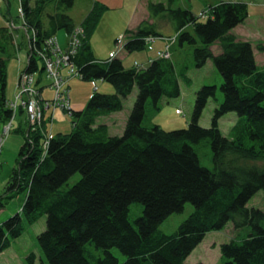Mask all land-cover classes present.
I'll use <instances>...</instances> for the list:
<instances>
[{"label":"trees","instance_id":"trees-1","mask_svg":"<svg viewBox=\"0 0 264 264\" xmlns=\"http://www.w3.org/2000/svg\"><path fill=\"white\" fill-rule=\"evenodd\" d=\"M177 1L146 0L152 18L171 21L180 47L193 46L194 65L203 67L212 59L223 76L224 98L209 127L199 119L209 99L217 98V85L197 90L187 127L145 125L149 105L159 109L163 97L180 96V75L190 80L189 66L179 71L172 57L162 55L130 66L119 55L98 58L91 41L110 8L100 0H93L79 23L69 13L76 0H20L25 42L17 40L11 25L17 19L11 16L0 26V125L14 113L7 96L10 59L25 48L23 71L43 73L45 56H53L49 41L61 29L70 37L77 26L83 28L69 59L77 75L109 81L116 89H95L81 110L71 107V130L54 131L46 149V116L40 128L27 121L17 164L0 194V209L14 192L25 190L26 197L17 213L0 222V252L22 235L27 223L46 215V228L38 235L40 264H184L209 231L233 221L236 229L250 226L251 231L240 241L220 245L222 264H264V208L248 206L256 192L264 190V66L258 64L252 43L233 31L249 16V5L220 1L201 19L189 7L176 6ZM125 35L123 50L129 54L145 50L149 38L164 36L155 20L143 21ZM67 42L59 43L65 48ZM216 43L218 53L212 48ZM64 68L69 67L61 70L67 76ZM136 86L124 132L112 134L98 118L122 110ZM231 111L238 116L225 135L220 118ZM208 145L212 168L201 163L200 151ZM78 172L80 178L64 187ZM134 202L144 206L135 223L130 219ZM187 202L194 204L193 212L175 232H164L162 222L183 211ZM113 248L126 256L123 262ZM26 258L22 264H36L38 256L30 252Z\"/></svg>","mask_w":264,"mask_h":264},{"label":"rangeland","instance_id":"rangeland-1","mask_svg":"<svg viewBox=\"0 0 264 264\" xmlns=\"http://www.w3.org/2000/svg\"><path fill=\"white\" fill-rule=\"evenodd\" d=\"M138 1L139 0H106V3L110 5V8L105 12L104 16L102 17L91 41L93 44V50L99 58H106L110 49L114 48L118 50L119 48H122L121 45H123L122 43L125 40L126 35L122 37V41H120V43L118 44L115 42V40L119 37V34L121 32L127 31L129 16L133 10V7L135 6V3H137ZM152 1L158 2L162 0ZM220 1L227 0H178L175 5L189 7L194 11V13L201 15V19H205L207 17V14H204L207 12V8L209 9L211 4H215ZM243 1L250 3L248 4L249 11H252L253 13H249L250 15L248 17L251 18L248 19L247 17L245 21L237 28L235 34H237L239 38H241L240 36L243 35V38L241 39L249 40L253 45L255 53L256 50L261 51L264 48V44L262 41L264 39L260 36V27L262 26V24L260 23V20H257V18L264 15V8L259 7V5H257L261 0ZM92 4L93 0H76L75 5L69 10V13L72 15L74 20L79 23L84 17V15L90 10ZM8 10L11 16L17 19L16 22L15 20H13L12 23H20V0H9V5L6 0H0V19H2L3 21H6L5 15H9V13L7 12ZM145 15L146 18L144 19V21L150 20L152 22L155 20V22H157V25L159 26V29L164 34V36L161 37H163L167 41V44L164 46V48L158 50V52H164L165 55H167L166 57H172L179 71H181L183 65H188L189 68L187 70V75L190 78V80H188L187 78H185V76L180 75V84L182 89L180 96L172 98L163 97L160 102L159 109H155L151 105L148 106L147 116L144 120L145 125L151 126L154 124H160L164 129L167 130H175L187 127L192 119L197 90L203 85H217V98L209 99L199 119L200 125L209 127L212 123V116L215 107L218 105V103L223 101L224 98L223 91L221 89V84L223 82L222 74L220 73L219 69L216 67L212 59H209L203 67H197L196 65H194V56L192 49L193 46H190L189 44H186L184 47L179 46L178 34L175 31L171 21L166 18H161V16L152 18L149 9L148 13ZM12 26L13 28H15V25ZM170 30H174V32L172 31L173 34L168 35ZM57 36V40L63 46L66 44V39L67 41L69 40L65 29L59 30ZM157 38L158 39L155 40L156 42H154L158 45V43H160L162 39L160 37ZM150 46V44L147 45L146 50L149 49ZM212 48L215 53H218L220 46L218 43H216L213 45ZM118 51L119 52L116 54V56L119 55L122 57L127 53L123 50V48ZM143 51L144 50L136 51L132 53L129 58L125 57V64L128 66L132 65L131 61L134 58L133 55H139ZM157 55H159V53ZM260 59L263 60L262 58ZM136 61H134V63H136ZM19 64L20 61L16 57H13L9 61V94H12L14 96V94L16 93V96L20 93L21 96L26 97L20 87L22 83L19 84V80L22 74L21 72L19 73ZM24 65L25 64H22V66ZM64 69V74L68 70V73L66 75H69V69ZM29 73L34 74L35 78L33 80H35V82L33 80L32 81L36 84L38 81V74L36 72ZM42 75L44 77V83L48 86L47 88L53 90L52 96L49 90L48 92H46L47 95H50L49 98L43 95L42 91L40 92L42 101H49V107L45 110L49 127L44 132L45 138L43 140V148L46 149L49 134L54 131H70L72 128V118L68 107H66L65 104L57 98V88L53 86V80L55 79L50 78L46 70L41 73V76ZM96 84L101 87L99 90L101 92L115 93V86L109 81H88L83 79L82 77H79L78 75H72L70 77V80L69 78H67L66 88L70 90V98L79 97L81 99H87L88 101L90 98V96H88V92L90 91V89L93 92L95 90ZM35 87L37 90L39 89L37 85ZM137 93L138 87L136 86L134 91L125 100L124 108L122 110L113 112L109 115L101 116L98 118V122L106 123L109 126L110 132L112 134H122L124 132L129 113L131 112L133 104L136 100ZM50 109L60 110L57 112V114H51L52 111L47 112ZM178 109H180L181 111L177 112ZM237 116L238 114L235 111H231L224 114L220 118V127L222 129L223 134L229 135L231 128L237 120ZM8 123L9 121H7L5 128L8 127ZM5 128L4 130L0 128V194L4 192L10 174L17 164V157L19 155L20 147L24 141V134L12 130V124L11 127L7 129V131H5ZM9 135L10 138L7 141V144L5 145L4 143L9 137ZM200 154L201 163L205 166L212 168V148L208 145L200 151ZM80 176L81 174L79 172L73 175L64 187L73 185L80 178ZM25 197V190L14 192L12 196L7 199L6 206L3 209H0V222L6 220L11 215L17 213L21 208ZM248 206L264 208L263 189H260L258 192H256V194L249 200ZM143 208V204L138 202H134L131 205L130 219L132 222L135 223V220L139 217V215L143 213ZM193 210L194 204L192 202H187L183 211L174 212L170 214L162 222L160 228L166 233L175 232L179 225L182 223V221L185 220L193 212ZM46 219V215H43L35 223H27L25 225V229L22 235L17 238H12L11 245L4 251L0 252V264H22L23 262L27 261L26 257L27 255H29L30 252H35L37 254L38 259L36 264H40L39 256L42 254V250L38 235L46 228ZM250 231V226H245L241 229H236L233 221H229L223 228L209 231L206 234L204 240L193 250V252L187 258L184 264H197L198 262H203L204 264H222L220 245L224 242L231 241L232 239H237L238 241H240L244 237H246L250 233ZM88 248L99 255L103 252L102 249H97L96 246L93 244H89ZM112 251L119 257L120 261L123 262L126 259V256L122 253L119 248H113Z\"/></svg>","mask_w":264,"mask_h":264},{"label":"built area","instance_id":"built-area-1","mask_svg":"<svg viewBox=\"0 0 264 264\" xmlns=\"http://www.w3.org/2000/svg\"><path fill=\"white\" fill-rule=\"evenodd\" d=\"M12 25L14 24L12 23ZM82 31L83 28L77 26L73 34L69 37L68 43L65 48L60 45L57 38H52L49 43L53 50V56L48 57L44 55L45 70L48 72L50 78L55 79L53 80V86L57 88V98L62 101V103H64L65 106L68 107V109L71 108V104L69 96L70 90L66 88L67 78H70L72 75H77V70L73 65L69 63V59L70 54L74 53L76 51V47L80 44V34ZM122 37L123 35L120 36L119 43ZM121 47L123 48L122 45ZM122 48H119L118 50H121ZM118 50L111 52L110 55L112 57H115L116 54L119 52ZM159 55L167 56L164 52H159ZM63 67H69V75H63L61 71ZM34 78V74L29 73L27 71L22 72L19 84L22 83L20 87L26 97L21 96V94L19 93L13 100L9 101V105L13 109L14 113L11 119L9 120L8 127L5 128V131H7V129L11 127L15 112L20 106V104H22L23 107L26 109L30 123L35 127L41 126L43 119L45 118V110L49 107V101H42V97L40 96L41 90L36 89V84L34 83L35 80H33ZM52 137L53 133H50L47 141V146Z\"/></svg>","mask_w":264,"mask_h":264},{"label":"crops","instance_id":"crops-1","mask_svg":"<svg viewBox=\"0 0 264 264\" xmlns=\"http://www.w3.org/2000/svg\"><path fill=\"white\" fill-rule=\"evenodd\" d=\"M229 1H243V0H229ZM6 2L8 3V5H9V0H6ZM102 2H104V3H106V0H103ZM248 4H250L249 2H247ZM252 3H254V2H252ZM107 4V3H106ZM107 5H109V4H107ZM147 2L146 1H144V0H139L137 3H135V6L133 7V10H132V12H131V14H130V16H129V20H128V27H127V30L128 29H136L137 27H138V25H140V23L142 22V21H144V19L146 18L145 16V14H147L148 13V8H147ZM256 5V4H255ZM257 5H259V7H262V8H264V0H261L260 2H259V4H257ZM262 5V6H261ZM110 6V5H109ZM147 8V9H146ZM147 11V12H146ZM8 13H9V10L7 11ZM253 12L251 11L250 12V14H252ZM87 14V13H86ZM85 14V15H86ZM249 14V15H250ZM85 15H84V17H85ZM264 15H262L261 17H259V16H257V17H259V18H257V20L259 21L260 20V23L262 24V26L260 27L261 29H260V36L264 39V17H263ZM9 17H11V14L9 13V15H5V20L6 21H3L2 19H0V26H3V25H7V20H8V18ZM83 17V18H84ZM83 18H82V20H83ZM249 18H251V17H248V19ZM261 18V19H260ZM81 20V21H82ZM80 21V22H81ZM247 23V22H246ZM242 24V23H241ZM241 24H239V25H237L234 29H233V31L236 33V30H237V28L241 25ZM17 26H16V30H15V33H16V35H17V40L18 41H21L22 40V42H25L26 41V37H25V30H24V28H23V26H22V24H21V22L20 23H18L17 22V24H16ZM174 32V30H170V32L168 33V35H171V34H173V32ZM122 33H126V32H121L120 34H122ZM119 34V35H120ZM19 36V37H18ZM243 36V35H242ZM242 36H240L241 38H243ZM58 37V36H57ZM162 40H161V42L160 43H158V45L157 44H155V42H153V48H152V50H150V49H145L141 54H135V55H133L134 56V58L132 59V64L134 63V61H139V62H141L142 64H147L148 63V61L149 60H151V59H153V58H155V57H157V52H158V50H161V49H163L164 48V46L167 44V41L163 38V37H160ZM59 39V38H58ZM118 39V38H117ZM117 39L115 40V42H117ZM156 39H158V38H156ZM263 41V44H264V40H262ZM66 42H67V39H66ZM93 45V44H92ZM113 50H115L114 48L113 49H110V51H109V53H108V56H106V58L107 57H109V55H110V53L113 51ZM220 51V50H219ZM131 54L132 53H126L125 55H123L122 56V58H129L130 56H131ZM97 57H98V55L97 54H95ZM128 55V56H127ZM255 57H256V60H257V62H258V64L259 65H261V66H264V48L260 51V50H256L255 51ZM16 58H18L19 59V61H20V64H19V66H20V71H19V73L24 69V67H25V65L27 64V53H26V50H25V48L24 49H22V51H19L18 52V54H17V56H16ZM99 58V57H98ZM260 58H262L263 60H261ZM22 64H25L24 66H22ZM64 70H66V69H64ZM64 70H63V72H64ZM68 73V70L65 72V74H67ZM44 77H43V75L41 76V74H38V76H37V80H39L40 79V81H37V83H36V85L39 87V89L42 91V93H43V95H45V96H47L48 98L50 97V95H47L46 94V92H48V90L51 92V96H52V94H53V90L51 89L50 90V88H47L48 86L44 83V79H43ZM69 80H70V78H69ZM102 85H104V84H102ZM92 87H93V85H92ZM97 88L100 90V86L97 84ZM17 89V88H16ZM93 92L91 91V89H90V91L88 92V96H91V94H92ZM16 94V93H15ZM15 94H14V96L12 95V94H9V87H8V85H7V96H8V99H14L15 98ZM86 102H87V99H81V98H79V97H71V105L74 107L73 109L74 110H81L84 106H85V104H86ZM60 109H57V110H52V109H50V110H48L47 112H49V111H52L51 112V114H57V112L59 111ZM50 114V115H51ZM47 115H48V113H47ZM49 115V116H50ZM27 121H28V119H27V112H26V110L24 109V107L22 106V104H20V106L17 108V111H16V114H15V117H14V119H13V123H12V130H15V131H17V132H20V133H23V129L25 128V127H27ZM6 123L7 122H5L4 124H2V125H0V128L2 129V130H4V128H5V125H6ZM54 129H56V128H54ZM11 135V134H10ZM10 135H9V137L7 138V140L5 141V145L7 144V141L9 140V138H10Z\"/></svg>","mask_w":264,"mask_h":264}]
</instances>
